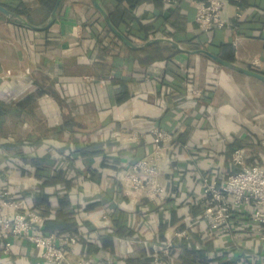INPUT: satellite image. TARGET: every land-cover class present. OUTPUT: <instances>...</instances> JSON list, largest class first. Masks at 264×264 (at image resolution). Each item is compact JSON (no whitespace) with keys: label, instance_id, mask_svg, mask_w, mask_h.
<instances>
[{"label":"crops","instance_id":"0c3cea01","mask_svg":"<svg viewBox=\"0 0 264 264\" xmlns=\"http://www.w3.org/2000/svg\"><path fill=\"white\" fill-rule=\"evenodd\" d=\"M0 1L40 6L39 0ZM100 1L114 26L136 44L145 33L147 39L177 38L186 48L191 41L264 73V0H223L227 24L207 31L195 20L199 0ZM37 12L39 20L43 13ZM112 36L91 0H60L54 24L43 31L0 18V187L44 215L43 232L80 234L69 262L84 257L100 264H152L160 239L175 240L176 230L199 218L201 174L223 178L232 170L235 148L249 163L264 164V81L180 51L137 64L129 51L137 49ZM24 66L39 73L33 83L42 91L38 97L22 95L28 85L16 72ZM81 99L95 109L109 107L110 114L101 121L96 112L83 115L87 123L80 124L67 106ZM33 103L39 117L27 112ZM155 126L172 134L161 148L158 177L167 194L132 198L122 174L153 150ZM75 141L80 147L100 144L102 151L81 156ZM57 171L63 175L56 177ZM247 217L236 213L232 229L213 236L211 249L221 263L264 264V243ZM204 229L198 221L192 232L200 239ZM10 243L5 252L0 240V264H50L31 242ZM175 243L169 263L183 264L176 258L187 250Z\"/></svg>","mask_w":264,"mask_h":264},{"label":"built area","instance_id":"2783aa9c","mask_svg":"<svg viewBox=\"0 0 264 264\" xmlns=\"http://www.w3.org/2000/svg\"><path fill=\"white\" fill-rule=\"evenodd\" d=\"M176 3L178 0H164ZM235 17L241 15L239 5L235 7ZM223 0H199L195 20L202 30L220 28L227 24L222 16ZM255 67L260 65L253 59ZM93 80L91 76H84ZM194 93H200L196 89ZM153 150L131 162L122 174L126 195L137 197H165L166 186L159 182L161 168V148L172 138V134L160 127L150 129ZM232 170L223 178L200 175L202 192L200 196L201 213L198 219L189 220L175 231L176 239H191L192 229L198 221L205 222L204 237L229 232L235 225V214L245 212L253 226L257 239L264 243V164L249 163L240 148L231 152ZM44 217L36 210L26 206L22 199L16 198L0 187V240L4 242V251L10 247V239H25L35 245L39 255L50 264H100L78 257L69 262L70 248L78 241L80 234H60L43 232L41 225ZM172 240L161 241L153 253L152 264H166ZM264 258V256H263Z\"/></svg>","mask_w":264,"mask_h":264},{"label":"trees","instance_id":"16d2710c","mask_svg":"<svg viewBox=\"0 0 264 264\" xmlns=\"http://www.w3.org/2000/svg\"><path fill=\"white\" fill-rule=\"evenodd\" d=\"M55 2H56V0H39V4H40L39 8L38 9H31V10L27 9L25 6H23L22 3L14 2V1H4V2L0 1V5H3L6 8L21 14L28 22L33 23V24H38V23H41L42 21H44V19L46 17H48L49 13L51 12L52 8L55 5ZM37 11H39V12L41 11L43 13L39 20H36L35 14H33ZM39 12H37L36 14H39ZM124 34L127 35V33H124ZM148 37H149V34L145 33V36L142 37L141 39L146 40ZM112 39H113V41H119L115 36H112ZM174 40H176L177 42L183 43V41H181L177 38ZM186 46L190 49L198 48V46L195 44V42H191V41L186 43ZM129 51H130L131 58L137 64H145V63H150V62L156 61V60L168 59V58L172 57L174 54H176L177 52H179L174 47L169 46V45H165L162 43H152V44H150L144 48L137 49V50H129ZM225 59H227L229 61L234 60L233 56H228ZM25 100H29L28 96L26 97ZM76 145H77L76 151L81 156H84V157L85 156L89 157L90 155H92L94 153H100L102 151L100 144H90V145H87L84 147H82V146L80 147V145L76 142ZM62 175H63L62 171H57L55 174L56 177H60ZM65 183H66V185L68 184L67 182H65ZM57 233L75 234L72 232H61V231H58ZM192 236L194 237L193 233H192ZM210 238H211V236L201 237L200 239L198 238L199 242L204 243L202 250H200L199 252H193V251H191V252L185 251L184 252L183 251L182 256L186 255L191 260L190 261L191 264H195L196 261H200L201 263L206 262V259L208 257V251L212 247V243H211L212 240H210ZM178 241L181 242L182 240L181 241L178 240ZM183 242H184V240H183ZM180 250H182L181 246H180ZM221 264H223V263H221ZM229 264H238V263H237V260L235 259L233 262H230Z\"/></svg>","mask_w":264,"mask_h":264},{"label":"water","instance_id":"95a60500","mask_svg":"<svg viewBox=\"0 0 264 264\" xmlns=\"http://www.w3.org/2000/svg\"><path fill=\"white\" fill-rule=\"evenodd\" d=\"M60 0H56L54 7L52 8L51 12L49 13L46 20L40 24H33L28 22L21 14L10 10L6 8L3 5H0V15H2L6 20H8L10 23L26 27L31 30L35 31H43L51 27L57 16V8ZM91 3L93 7L98 11L99 15L101 16V19L103 23L106 25V27L113 33L114 36H116L125 46L131 49H141L144 48L152 43H165L169 44L170 46L174 47L176 50L180 52H184L186 54H197V55H204L211 61H213L215 64L226 68L228 70L238 72L241 74H244L246 76L257 78L258 80L264 81V73L260 72L258 70L241 66L235 62L225 60L217 56L216 54L204 49V48H196V49H189L184 46H182L177 41L173 40L169 37H154L147 39L141 43H134L130 41L120 30H118L114 24L111 22L109 14L107 10L104 8L103 4L100 0H91ZM2 78H0L1 82Z\"/></svg>","mask_w":264,"mask_h":264},{"label":"rangeland","instance_id":"374dc122","mask_svg":"<svg viewBox=\"0 0 264 264\" xmlns=\"http://www.w3.org/2000/svg\"><path fill=\"white\" fill-rule=\"evenodd\" d=\"M177 3V2H176ZM175 4V3H174ZM109 8H111L110 5H108ZM0 18H2V15H0ZM4 18V17H3ZM137 42H143V40L141 39H138L136 40ZM162 44H165V43H162ZM165 45H169V44H165ZM170 46V45H169ZM186 46V45H185ZM28 69V68H27ZM7 73H11L10 70H7ZM16 74H19L22 76V79L20 80H26V84L28 85L27 86V91H25L22 95H30V96H35V97H38L42 94V91L41 89H39V87H34L33 83H34V79H39V73L37 74V72H31L30 69L26 70L25 69V66L21 69V72H16ZM250 81H247V83L249 84ZM248 84L246 85L247 88H248ZM257 88V86H250L251 90H254V88ZM258 91V89H257ZM234 93V91H233ZM64 97H67V99L70 97L69 95H65ZM25 100V99H24ZM71 100V99H70ZM19 106V105H18ZM109 107H104V108H98V109H95L94 105L92 103H89L87 101H82L81 99V102H75L74 104L72 103L70 106H67V110L69 111H74L76 114H75V117H76V120H79L78 122H81L80 124H86L87 122L84 121V116L83 115H88L90 116V114L96 112V119L98 121H101L100 119L104 118V116L106 115H109V111L108 110ZM39 108L37 107V104L33 103L31 104V106H29L27 108V112L31 111V114L36 117V116H40V112H39ZM102 112L100 115L99 112ZM105 112V113H104ZM82 113V114H81ZM37 117V118H38ZM163 241V244L166 243L168 241V239H160ZM178 240H182L179 244V246H181L182 248L186 249L187 251L191 252H199L200 250H202L203 246H204V243L202 242H199L197 238H195V236L191 239H188V240H185V239H178ZM177 239L175 240H172L171 242V245L169 247V250L167 252V255L164 257V260L166 262V264H170V258L171 257H174V254H175V242L178 241ZM184 240V242H183ZM210 240H213V236H211ZM176 257V256H175ZM153 259V256L151 258V261ZM176 260H182L183 261V264H191L190 263V259L184 255V256H181V255H178ZM195 262V261H194ZM195 264H221L220 262V256L218 255L217 251L215 250H212L210 249L208 251V257L206 259V262H203L201 263L200 261H196Z\"/></svg>","mask_w":264,"mask_h":264}]
</instances>
